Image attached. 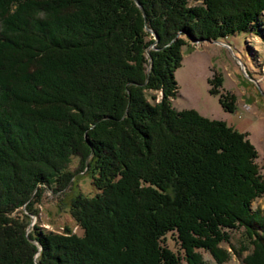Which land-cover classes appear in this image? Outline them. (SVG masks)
I'll return each mask as SVG.
<instances>
[{"label":"trees","instance_id":"1","mask_svg":"<svg viewBox=\"0 0 264 264\" xmlns=\"http://www.w3.org/2000/svg\"><path fill=\"white\" fill-rule=\"evenodd\" d=\"M191 1L0 0V264H219L239 228L244 263L264 264L257 150L171 105L182 47L247 32L264 0ZM221 79L208 93L233 112ZM46 188L80 233L31 224Z\"/></svg>","mask_w":264,"mask_h":264},{"label":"rangeland","instance_id":"2","mask_svg":"<svg viewBox=\"0 0 264 264\" xmlns=\"http://www.w3.org/2000/svg\"><path fill=\"white\" fill-rule=\"evenodd\" d=\"M259 15L260 22L247 32L240 31L228 35L217 40L218 42L207 38L197 42L190 40L189 45L182 47L181 66L174 72L178 92L171 105L177 110L195 109L209 119L222 120L234 129L245 132L258 152L256 161L262 167L264 165V12ZM154 40L156 41L155 38ZM215 77L222 78V84L218 87L221 93L228 92L235 96L233 112L225 111L220 107L218 95L208 93L210 85L207 79ZM78 166V158L73 156L68 167L70 170H76ZM261 172L264 175V168ZM81 174L82 172H78L79 177L75 179L77 186L74 190L78 189L83 194L92 195L94 188L90 179L86 174ZM51 192L47 188L42 192L38 217L32 216L31 224L37 221L40 227L57 232L62 231L63 225L66 224L73 232L80 233L69 214L55 207L59 194ZM72 193L73 191L70 192ZM251 208L259 210L260 214L264 215V196L254 199ZM166 237L167 245L173 251H177L179 247L174 238L169 234ZM242 239V229L230 232L229 242L237 252L230 249L229 243H222L230 256L227 261L219 264H245L244 258L249 251L238 249L244 242ZM200 252L205 261L218 264L207 252ZM180 262L185 264L184 259Z\"/></svg>","mask_w":264,"mask_h":264},{"label":"water","instance_id":"3","mask_svg":"<svg viewBox=\"0 0 264 264\" xmlns=\"http://www.w3.org/2000/svg\"><path fill=\"white\" fill-rule=\"evenodd\" d=\"M135 2H136V4L138 5V7L140 8L139 10H142L143 8H142V6L139 4V2H137V0H135ZM143 12V14H144V11H142ZM152 32V34L154 35V38L155 39H157L156 38V34L153 32V31H151ZM192 41L194 40L195 42H197V41H199V40H195L194 38L193 39H191ZM214 42H218L217 40L216 41H214ZM152 46V45H151ZM150 63H151V57H149V62H148V64H149V66H150Z\"/></svg>","mask_w":264,"mask_h":264}]
</instances>
